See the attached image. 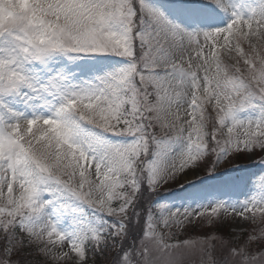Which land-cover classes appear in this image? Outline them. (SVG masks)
<instances>
[{
  "label": "snow or ice",
  "instance_id": "1",
  "mask_svg": "<svg viewBox=\"0 0 264 264\" xmlns=\"http://www.w3.org/2000/svg\"><path fill=\"white\" fill-rule=\"evenodd\" d=\"M257 149L264 0H0V264H264V227L175 231L264 223L217 172Z\"/></svg>",
  "mask_w": 264,
  "mask_h": 264
},
{
  "label": "rangeland",
  "instance_id": "2",
  "mask_svg": "<svg viewBox=\"0 0 264 264\" xmlns=\"http://www.w3.org/2000/svg\"><path fill=\"white\" fill-rule=\"evenodd\" d=\"M238 157L242 158V163H243V166L241 164L240 169H242L243 171L249 169L251 171L250 177L264 172V165L260 163L261 159H264V153L260 152L259 149H257L254 153H245ZM212 159L214 160V157H212ZM232 164H233L232 161L229 160L226 163H222L217 168V170L223 172L227 170V168ZM200 175H203V171L200 172ZM189 178H193L192 174L189 175ZM169 186L171 188H176V185H169ZM180 199H181L180 196H173L172 194L167 201L179 203ZM221 221L222 222L216 223L218 225L217 226L218 228H214L215 224L212 227H209L206 224L205 218H202L198 222H194V223H198L197 224L198 229L194 233L188 235V231L184 229L182 232H180V235L184 239L187 237H202L208 235L209 233L215 232L227 238L226 237L227 234L225 233L226 231L230 232L229 233L230 235L235 236L242 228L247 229L248 231H252L253 229L258 230L260 227H264V223H262L259 220L255 224L245 223L239 219H233L232 216H228L224 213H221ZM189 226L192 227L191 225ZM175 231H177L178 234L180 230L175 229ZM44 259L47 262H49V264H53V262L48 260L47 258L44 257ZM60 264H65V262H60Z\"/></svg>",
  "mask_w": 264,
  "mask_h": 264
},
{
  "label": "trees",
  "instance_id": "3",
  "mask_svg": "<svg viewBox=\"0 0 264 264\" xmlns=\"http://www.w3.org/2000/svg\"><path fill=\"white\" fill-rule=\"evenodd\" d=\"M90 264H92V262H90Z\"/></svg>",
  "mask_w": 264,
  "mask_h": 264
}]
</instances>
